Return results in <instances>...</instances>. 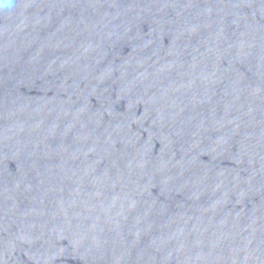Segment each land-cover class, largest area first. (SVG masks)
Returning <instances> with one entry per match:
<instances>
[{
    "label": "water",
    "instance_id": "95a60500",
    "mask_svg": "<svg viewBox=\"0 0 264 264\" xmlns=\"http://www.w3.org/2000/svg\"><path fill=\"white\" fill-rule=\"evenodd\" d=\"M0 264H264V0H0Z\"/></svg>",
    "mask_w": 264,
    "mask_h": 264
}]
</instances>
